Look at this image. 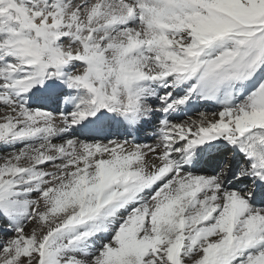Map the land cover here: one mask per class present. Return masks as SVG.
Segmentation results:
<instances>
[{"label": "snow or ice", "instance_id": "1", "mask_svg": "<svg viewBox=\"0 0 264 264\" xmlns=\"http://www.w3.org/2000/svg\"><path fill=\"white\" fill-rule=\"evenodd\" d=\"M0 264H264V0H0Z\"/></svg>", "mask_w": 264, "mask_h": 264}, {"label": "bare ground", "instance_id": "2", "mask_svg": "<svg viewBox=\"0 0 264 264\" xmlns=\"http://www.w3.org/2000/svg\"><path fill=\"white\" fill-rule=\"evenodd\" d=\"M149 135H150V134H149ZM142 139H144V138H142ZM147 142H151V140H150V139H148V140H147Z\"/></svg>", "mask_w": 264, "mask_h": 264}]
</instances>
